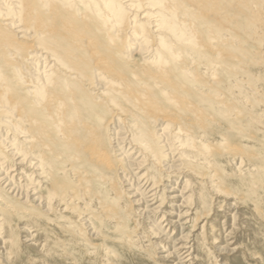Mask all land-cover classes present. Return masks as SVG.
I'll return each instance as SVG.
<instances>
[{"label":"bare ground","instance_id":"6f19581e","mask_svg":"<svg viewBox=\"0 0 264 264\" xmlns=\"http://www.w3.org/2000/svg\"><path fill=\"white\" fill-rule=\"evenodd\" d=\"M212 195L251 214L189 237ZM238 237L264 264V0H0V264H209Z\"/></svg>","mask_w":264,"mask_h":264},{"label":"rangeland","instance_id":"374dc122","mask_svg":"<svg viewBox=\"0 0 264 264\" xmlns=\"http://www.w3.org/2000/svg\"><path fill=\"white\" fill-rule=\"evenodd\" d=\"M251 46L254 49H256V47H257L256 45H251ZM128 149H129V146L126 147V150H128ZM238 196H241V195L238 194ZM210 197H211L210 199H211V205H212V210L213 211L211 210L212 212H210L209 214H206V216L204 218L203 217L199 218L194 224L188 223V224L185 225V230H186V232H189V237H191L192 235L198 234L200 232V229L199 228L203 224H205V226H209L211 224V222H212L211 221L212 218L214 219V218H216L218 216H222L223 217L222 213L221 212H218V209H220V207L218 206V204H221L222 211L229 210L232 213H236L237 212L239 214V213H241V210H242L246 214H251V211L247 209L248 206L246 204H244V203L243 204H240L239 206L237 205V208H232V207L230 208L228 206V204L230 202L234 201V199H231V200L230 199H227L226 200L225 198H222V197H219L218 198L217 196H214V195H212ZM138 207H142V206H138ZM165 209H166V206L163 208V211H165ZM162 217H163V213L162 214L161 213L158 214L157 217H156L155 223L158 224L160 222V220H161ZM213 224L216 225L215 222H213ZM163 225H164V223H163ZM217 230H218V228H217ZM227 231L229 232V230H227ZM164 233H165V237L164 238L170 237V236L173 237L175 235V233L173 234V230H169L167 233H166V231H164L163 234ZM24 235H26V234L25 233H21V235H18L17 234L16 240H17V242L20 243V246H22V249L20 250V252L25 254L26 253L25 252L26 251V249H25L26 247L24 246L23 243L20 242L21 241L20 240V236L22 237ZM155 238H159V237H155ZM155 238H154L153 241H159L158 239H155ZM91 240H93L92 237L89 239V241H91ZM232 241L233 240H231V242ZM244 241H245V239H243V237H238L236 239V242L238 243V249H237L236 252L231 253L230 255H228L229 253H227V252H217L216 249L214 248L215 246L213 245V247H211V249H210L212 253H209V255H208L207 254L208 252L207 251L205 252L206 253V258H208L207 259L208 260V263L210 264L211 261H212V259H217L219 261V263H216V264H222L228 258L231 259V261H232L233 256H241V257L245 258L246 264H260L258 262V259L255 258V256L254 257L251 256V255L250 256H247L246 253H245V256L242 255V253L245 251ZM115 244H118V243L116 241H107V245H108L107 247H110L112 251L114 250ZM162 245H164V244H162ZM208 247H210V246H208ZM145 251H146V249H143L140 252H136V254L133 253L134 256L130 255V257L133 258L132 264H139L141 260L142 261H145V264H160V260L157 258L159 256V250L156 247L153 250V252L155 254L154 257L149 256V255H147V256L144 255V254H146ZM254 252H258V251L255 250ZM121 253H124V246H122V247H120V248L117 249L118 256L121 255ZM193 254L195 255L196 252L193 253ZM112 260H113L114 263L117 261L116 259H113V258H112ZM62 261H63V259H60V260L54 261L53 263H55V264H62ZM172 261L177 262L176 260H174V258H171V260L170 261H167L166 263L167 264H173ZM231 263L234 264V262H231ZM196 264H199V263H196Z\"/></svg>","mask_w":264,"mask_h":264}]
</instances>
